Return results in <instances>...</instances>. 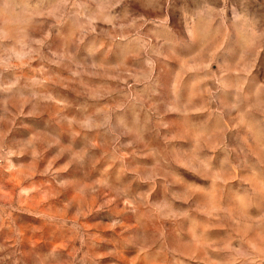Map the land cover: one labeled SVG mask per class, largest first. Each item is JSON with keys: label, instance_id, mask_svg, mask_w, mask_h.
I'll return each instance as SVG.
<instances>
[{"label": "rangeland", "instance_id": "obj_1", "mask_svg": "<svg viewBox=\"0 0 264 264\" xmlns=\"http://www.w3.org/2000/svg\"><path fill=\"white\" fill-rule=\"evenodd\" d=\"M0 264H264V0H0Z\"/></svg>", "mask_w": 264, "mask_h": 264}]
</instances>
